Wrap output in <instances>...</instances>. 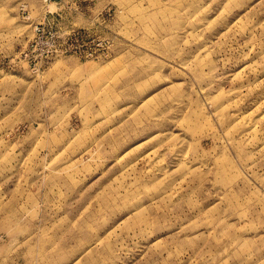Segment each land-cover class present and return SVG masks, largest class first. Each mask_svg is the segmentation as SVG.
<instances>
[{"label":"rangeland","instance_id":"1","mask_svg":"<svg viewBox=\"0 0 264 264\" xmlns=\"http://www.w3.org/2000/svg\"><path fill=\"white\" fill-rule=\"evenodd\" d=\"M0 264H264V0H0Z\"/></svg>","mask_w":264,"mask_h":264},{"label":"built area","instance_id":"2","mask_svg":"<svg viewBox=\"0 0 264 264\" xmlns=\"http://www.w3.org/2000/svg\"><path fill=\"white\" fill-rule=\"evenodd\" d=\"M57 50L59 51V53H67L69 51L68 46H66L65 44L61 45V47ZM80 53H82V49L80 50Z\"/></svg>","mask_w":264,"mask_h":264}]
</instances>
